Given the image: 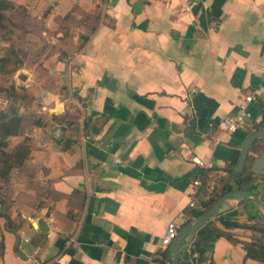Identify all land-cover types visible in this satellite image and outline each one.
<instances>
[{
    "label": "crops",
    "instance_id": "1",
    "mask_svg": "<svg viewBox=\"0 0 264 264\" xmlns=\"http://www.w3.org/2000/svg\"><path fill=\"white\" fill-rule=\"evenodd\" d=\"M14 1L34 24L29 66L19 70L34 81L42 120L28 128L30 170L12 172L7 212L23 224L0 216V264H157L167 221L180 228L191 218L194 179H174L194 165H236L244 137L262 127L258 100L243 128L215 122L264 86V0ZM65 110L74 121L51 118ZM249 190L264 202L262 179ZM230 208L241 225L214 224L231 237H216L203 261L177 252L181 263L264 264L242 245L258 233L243 226L247 212L264 218V209L250 197Z\"/></svg>",
    "mask_w": 264,
    "mask_h": 264
},
{
    "label": "trees",
    "instance_id": "2",
    "mask_svg": "<svg viewBox=\"0 0 264 264\" xmlns=\"http://www.w3.org/2000/svg\"><path fill=\"white\" fill-rule=\"evenodd\" d=\"M75 9L76 5H72V8L61 18H68L71 15L70 13ZM3 22L4 24L6 22L10 24H8V27H4L5 31L2 32L0 38L8 41L13 40L15 29L24 33L29 31L31 29L30 27L34 25L28 17L26 6L14 0H0V26H3ZM18 49L22 50L20 47H18ZM15 51L16 46L8 42L7 46L4 47V55L0 56V72L11 74L21 65L22 58H20L19 55L16 54L17 51ZM1 89L2 87L0 85V90ZM30 112H32V114L34 113L32 110ZM32 116L34 117V121H32L31 124L37 125L42 120V118H40L41 115H36L34 113ZM74 117L75 115H69L67 110L61 115H51V118L56 122H71L69 118H73L74 121ZM21 119L22 115L17 112L16 105L8 104L0 107V216L3 217L6 224L14 225L15 227H19L23 224V218L20 217L18 211H15L13 216L7 212L11 201L9 192L12 189V182L15 178L12 172L21 169L26 171L30 170L25 163L31 145V136L28 133V128L31 124L23 128V126L21 127ZM54 140L60 143L62 148H66L71 143V139L67 136H61ZM255 141L256 140H253L248 148V150L254 154H246L243 166L237 178H233L232 175L235 166L234 162L228 161L220 168H211L222 170V174L216 172L211 173L210 168H200L194 165L174 179L186 181L198 179V184L193 193L197 207L187 206L189 216L193 217L199 214L227 190L234 188L249 189L257 179H262L264 181V172L254 173L250 170L251 163L264 148V146L258 147ZM26 179L28 178L26 177ZM26 200H28L27 197ZM236 214V208H230L221 213L213 214L212 217L208 218L205 223L196 230L194 237L189 242L188 251H186L185 247H180L178 255H189L193 256L192 259L195 261H203L206 258L205 252L211 248L216 237L219 235L231 237L229 233L218 228L214 222L218 221L224 228L240 226L241 223L236 220ZM246 216L250 222L249 224L243 223V226L258 233H252L249 240L242 241L245 256L264 261V218L261 215H254L249 212H247ZM2 249L3 242L0 238V255ZM193 253H196V255H193ZM167 260L166 247L161 251H157L156 255L153 257V261L157 264H166ZM182 264L187 263L182 260Z\"/></svg>",
    "mask_w": 264,
    "mask_h": 264
},
{
    "label": "water",
    "instance_id": "3",
    "mask_svg": "<svg viewBox=\"0 0 264 264\" xmlns=\"http://www.w3.org/2000/svg\"><path fill=\"white\" fill-rule=\"evenodd\" d=\"M192 121V119H191ZM189 121V122H191ZM260 137L264 140V127L257 128L247 134L240 146L239 156L233 170V178H237L239 171L241 170L245 156L247 154V148L249 144L256 138ZM264 167V148L258 154V156L254 159V161L250 165V170L254 173H258ZM252 198L254 199L263 209L264 202L249 189H240L234 188L225 191L220 196H218L208 207L202 210L196 216L191 217L187 220L176 232L175 236L171 239L167 246V257L169 264H182L177 257V252L180 247H184L185 243L192 239L195 235L196 230L205 223V221L213 214L223 212L230 208L231 202L237 201L242 198ZM18 241V237H17ZM17 254L20 257H24V255L17 249Z\"/></svg>",
    "mask_w": 264,
    "mask_h": 264
},
{
    "label": "rangeland",
    "instance_id": "4",
    "mask_svg": "<svg viewBox=\"0 0 264 264\" xmlns=\"http://www.w3.org/2000/svg\"><path fill=\"white\" fill-rule=\"evenodd\" d=\"M8 24L10 23L6 22L4 24L3 22V26H0V35L3 31H5L4 27H8ZM30 28V31L33 30L32 27ZM8 42H10L11 45L16 46L17 52H15L19 55L20 58H22L21 65L24 62V65L29 66L27 61L31 58V50L33 48V45L27 38V32L23 33L15 29L13 40L8 41L0 38V56L4 55V47L7 46ZM18 47H20L22 50H19ZM19 67H17L11 74L0 72V85L2 87V89L0 90V107L6 106L8 104L16 105L17 112L22 115L21 127L23 126V128H25L30 126L29 124L34 121V117L32 115L35 112L33 114L32 112H30L31 110L34 111L32 108V101L34 96L28 90V86L33 84L34 81L23 80ZM38 86L43 88L45 85H43V83H40V85ZM40 118L42 117L40 116Z\"/></svg>",
    "mask_w": 264,
    "mask_h": 264
},
{
    "label": "built area",
    "instance_id": "5",
    "mask_svg": "<svg viewBox=\"0 0 264 264\" xmlns=\"http://www.w3.org/2000/svg\"><path fill=\"white\" fill-rule=\"evenodd\" d=\"M253 100H258L261 107V125L264 127V86L259 84L253 89L246 90L237 101L236 110L232 113L226 114L223 117L219 118L215 122V126L219 129L227 132L235 131L236 129L243 128L248 120L251 119L252 113L249 108V103ZM212 123L210 122L209 125ZM192 161L199 166L203 165L202 161L196 157L192 156ZM193 184H198V179L193 180ZM194 190L192 191L191 196L187 200V205L190 207H197L196 199L194 197ZM179 225L173 220H168L163 235L161 236L160 243L163 246H167L171 239L175 236Z\"/></svg>",
    "mask_w": 264,
    "mask_h": 264
}]
</instances>
